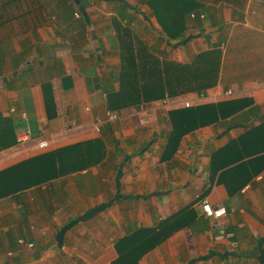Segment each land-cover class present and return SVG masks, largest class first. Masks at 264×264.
<instances>
[{"label": "crops", "instance_id": "1", "mask_svg": "<svg viewBox=\"0 0 264 264\" xmlns=\"http://www.w3.org/2000/svg\"><path fill=\"white\" fill-rule=\"evenodd\" d=\"M74 1L0 0V57H5L0 60V170L99 137L108 143L110 158L0 198V264L36 261L48 252L51 264H112L120 239L133 233L137 238L187 205L196 212L195 222L138 264H261L264 153L262 163L250 154L255 162L240 163L222 178L211 161L233 139L243 137L239 150L264 147V0H198L200 17H188L191 39L179 50L193 59L212 46L224 47L231 63L225 65L223 58L218 84L200 98L190 92L122 109L118 120L100 129L96 117L108 110L104 86L118 87L113 70L105 67L120 59L110 58L115 54L110 46L98 51L96 41L108 36L90 32L91 27L101 29L120 12L128 23L139 21L141 33L152 34L149 44L157 54L172 59L176 42L160 41L162 28L148 0H99L105 8L100 11L97 0ZM45 81L57 104L53 118L46 112ZM235 98L249 99V105L186 134L179 149L165 157L172 109L183 107L184 100L199 105ZM27 132L29 138L22 140ZM42 140L47 147H40ZM246 176L243 188L230 194L226 181L234 187ZM204 200L223 204L227 214L207 216Z\"/></svg>", "mask_w": 264, "mask_h": 264}, {"label": "trees", "instance_id": "2", "mask_svg": "<svg viewBox=\"0 0 264 264\" xmlns=\"http://www.w3.org/2000/svg\"><path fill=\"white\" fill-rule=\"evenodd\" d=\"M71 1L75 4L74 0ZM148 5L162 28L159 37L161 42L173 44L175 41L179 45L189 42L191 37L188 35V17L191 13L200 17L202 4L198 0H148ZM80 8L82 19L86 22L87 12L85 8ZM63 11L67 16L69 9L65 8ZM112 24L118 37L120 65L119 70H113L111 74L112 80L118 81V87L104 86L108 109L120 112L125 108L139 107L155 100L178 97L190 92L205 94L218 84L224 58L220 46H212L198 53L191 61L183 62L169 59L162 55L163 52L157 54L152 45L140 37L135 26L124 22L121 13L112 17ZM4 59L5 57H0L1 61ZM43 90L47 115L53 118L57 115V104L50 81L43 82ZM248 105L249 99L235 98L172 109L169 112L172 129L168 135L165 157L167 154L172 156L179 149L186 134L215 124L244 110ZM242 138L231 140L228 145L213 153L212 169L214 173L219 172L221 178L240 163L255 162L249 160L250 154L259 156L257 160L262 163L261 155L264 152L261 150L264 147L250 151L239 150ZM12 142L13 139L9 141ZM235 146L236 151L233 149ZM107 153L105 140L101 137L44 151L0 170V198L98 165L103 162ZM248 180L249 176H246L234 187L226 181V186L232 194L241 190ZM196 217V212L187 205L162 219L153 229L141 232L137 238H134L133 233L120 239L116 243L119 256L112 264H138L145 253L179 229L191 226ZM260 259L261 264H264V250Z\"/></svg>", "mask_w": 264, "mask_h": 264}, {"label": "rangeland", "instance_id": "3", "mask_svg": "<svg viewBox=\"0 0 264 264\" xmlns=\"http://www.w3.org/2000/svg\"><path fill=\"white\" fill-rule=\"evenodd\" d=\"M97 1H98L97 6H95V7H97L96 10L100 11V9H105L104 5H103V1H99V0H97ZM36 2H38V0H36ZM116 8H117V6H116ZM76 9H78L77 5H76ZM78 14L82 17V14L80 12ZM117 15L119 16L120 13L117 12L116 16ZM140 19H142V18H140ZM129 21H130V23H127L126 21H124V22L126 24H129V25L133 26V27L135 26L137 28V32L140 33L141 37H145V38L147 37L148 38V39L146 38V41L148 43L153 41V39H151V38H153L152 34L147 32L146 34L144 33L145 34L144 35L143 33H141V23L139 21H136L135 19L134 20L133 19H129ZM132 22H134V23H132ZM102 23L104 24V21ZM151 30H153V29L151 28ZM93 31H100V32L102 31L103 33H105L108 36V39H106V40H101L100 42L96 41V47H97L98 51H103V49H105V46H110L113 49L114 53H115V54H113V57H110V58H113V60L116 59V58L120 59V56L118 54V51H119L118 37H117L116 30H115L113 24L110 21H107V25H104L101 29H98V28L94 29L93 27H91L90 32H93ZM176 43H178V42H176ZM187 43H188V41H187ZM175 45L176 46H173L174 49L172 48L171 54L169 55L170 58L175 59V60H179V61H183V62H188V61L192 60L191 58H189L190 56L188 55V52L186 54H184V50H182L183 52L180 53L179 47L181 48L182 46H184V44L183 45H179V43H178V45L177 44H175ZM175 48H176V50H175ZM221 48H222L223 52L226 51L224 47H221ZM163 56H165V55H163ZM165 57H167V56H165ZM106 58L107 57H105L104 59H106ZM104 59H102V62L105 61ZM107 63H109L108 64L109 66L105 67L106 68V72H108L110 69H112V70H117L118 69L119 70L120 62L111 63L109 61ZM224 63H225V65L228 64V63L229 64L231 63V61L229 62L228 57L226 55L224 57ZM105 143H106L107 151H108L106 158L107 157L110 158L108 143L106 141H105Z\"/></svg>", "mask_w": 264, "mask_h": 264}, {"label": "built area", "instance_id": "4", "mask_svg": "<svg viewBox=\"0 0 264 264\" xmlns=\"http://www.w3.org/2000/svg\"><path fill=\"white\" fill-rule=\"evenodd\" d=\"M229 94H234V92L229 91ZM198 97L199 98L203 97V94H198ZM194 104H195V102H192L189 100L182 101L183 107H190V106H193ZM119 117H120V112L108 109L106 111L105 115L96 117V127H97V129H100L104 123L116 121L119 119ZM29 136H30V133L27 132L21 139L22 140L27 139V138H29ZM39 145H40V147L45 148L48 146V142H47V140H42V141H40ZM202 208H203L204 213L207 216L213 217L216 219H222L227 214V208L223 204L213 205L208 200H204L202 202ZM21 242L25 243L24 240H21ZM28 245L33 246V243H29Z\"/></svg>", "mask_w": 264, "mask_h": 264}, {"label": "water", "instance_id": "5", "mask_svg": "<svg viewBox=\"0 0 264 264\" xmlns=\"http://www.w3.org/2000/svg\"><path fill=\"white\" fill-rule=\"evenodd\" d=\"M52 255L50 252L44 254V256L36 261L24 263V264H51V259Z\"/></svg>", "mask_w": 264, "mask_h": 264}]
</instances>
